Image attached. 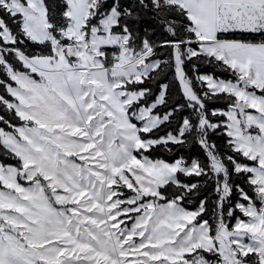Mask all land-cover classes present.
I'll return each instance as SVG.
<instances>
[{
    "label": "snow or ice",
    "instance_id": "1",
    "mask_svg": "<svg viewBox=\"0 0 264 264\" xmlns=\"http://www.w3.org/2000/svg\"><path fill=\"white\" fill-rule=\"evenodd\" d=\"M193 58L236 79L197 75L198 92ZM170 67L186 103L150 87ZM0 72V149L18 161L0 163V264H264V0H0ZM192 145L203 161L146 155ZM208 181L210 219L206 199L184 206Z\"/></svg>",
    "mask_w": 264,
    "mask_h": 264
},
{
    "label": "trees",
    "instance_id": "2",
    "mask_svg": "<svg viewBox=\"0 0 264 264\" xmlns=\"http://www.w3.org/2000/svg\"><path fill=\"white\" fill-rule=\"evenodd\" d=\"M187 22V21H185ZM228 38L230 39H237V40H252L253 37L251 34H241V33H234V34H227ZM155 38L157 40H164L168 39L167 34L162 33L160 31H157L155 33ZM258 41V37L256 38ZM195 46V45H193ZM27 50L29 52L38 51V46L35 45H27ZM170 49H160L161 58L168 59L170 54ZM11 59V58H10ZM11 62L13 64H16V61L14 59H11ZM193 66H195V71H193ZM19 67V65H17ZM185 71L187 75L190 78H193L194 84H196V90L198 92H203L204 89L199 87V83L195 81V77L197 75L205 74V75H213L216 78H222L225 80H235L236 77L229 71H224L221 68H218L215 63L207 64L203 61L201 58H193L192 61H187L185 64ZM6 78L3 74V72H0V79ZM162 84H167L169 94L172 98L173 103H186L182 90L181 85L179 84L178 79L176 78V74L174 71V68H168L166 71L161 74L158 79L150 85V87L153 89V92L155 94H158L160 90V86ZM0 94H5L4 89L0 87ZM231 103V100L228 99H220L216 98L213 100L206 101V107L209 113V118L212 121H223L226 119L225 117L221 116H212L211 112L212 110H227L229 108V105ZM191 112L190 109H186L183 111V115H189ZM0 114L10 117V113L5 112L4 110L0 109ZM13 123H21L18 120H13ZM0 127H5V130L10 131V129H7L5 125L0 124ZM171 130V129H169ZM163 135V133H161ZM211 141L216 144L217 150L219 153H221L224 156L232 155L234 156L238 162L242 164H253L254 162L248 161L246 158L242 157L241 155L231 151L227 145V137L223 135H215L212 134L210 137ZM174 147L173 152H166L160 149H155L151 153H146L150 158L152 159H162L165 162L173 163L176 159L183 157L185 160L190 159H198L203 161L204 160V154L202 150L199 148L198 145H192L189 148H178L176 146ZM0 162L4 164H12L17 165L18 161L13 158H5V153L2 149H0ZM231 168V165H229ZM243 174L240 176H233V182L236 185H239L240 187H243L246 191H249L248 185L244 182V180L241 178ZM181 179L184 182H201L204 180L203 177L197 178V177H183L181 176ZM251 194V193H250ZM203 199L207 200V203L205 205L207 211L204 214V218L210 219L209 213L212 212V210L215 208V201L217 200V193L215 192V184L211 181H208L206 183L201 184V189L197 195H195L190 201H187L185 203V207L188 210H195L199 206V202ZM239 200V196L235 191V188L233 189V196L230 198L231 203L225 205V210H227L229 207H234L235 203ZM238 215V210L235 212L234 217L230 219V225H232L235 222V216ZM211 222V221H210Z\"/></svg>",
    "mask_w": 264,
    "mask_h": 264
},
{
    "label": "rangeland",
    "instance_id": "3",
    "mask_svg": "<svg viewBox=\"0 0 264 264\" xmlns=\"http://www.w3.org/2000/svg\"><path fill=\"white\" fill-rule=\"evenodd\" d=\"M193 47H195V46H193ZM257 94H259L258 93V91H257ZM230 110V108H227V110H219V111H229ZM250 112H254V110H249ZM69 159H75V158H73V157H70ZM1 163V162H0ZM249 165H251V164H249ZM25 186H27V185H25ZM124 191V193H125V196H128V195H131V193L129 192V190H127V189H124L123 190ZM161 203H163V201H161ZM133 216H135V215H138V214H132ZM237 216H240V218H242V219H248V218H246V217H242L241 216V214L239 213V211H238V215ZM133 220L132 219H127L126 220V225L130 228L131 227V225L133 224ZM229 223H230V220L228 221ZM235 223V222H234ZM233 223V224H234ZM125 225H122V227H124Z\"/></svg>",
    "mask_w": 264,
    "mask_h": 264
}]
</instances>
